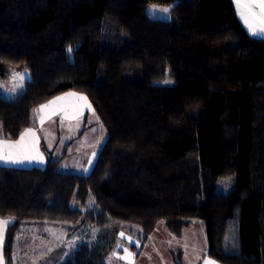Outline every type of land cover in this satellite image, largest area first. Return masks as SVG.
Segmentation results:
<instances>
[{"label": "trees", "instance_id": "16d2710c", "mask_svg": "<svg viewBox=\"0 0 264 264\" xmlns=\"http://www.w3.org/2000/svg\"><path fill=\"white\" fill-rule=\"evenodd\" d=\"M150 3L172 18L151 17ZM0 84L7 139L67 91L86 94L108 132L88 174L61 167L66 151L44 167L0 165V216L14 219L5 264L25 221L102 227L60 264H106L107 226H137L143 247L158 222L178 234L192 219L210 257L264 264V39L232 0H0ZM232 176L228 195L211 187Z\"/></svg>", "mask_w": 264, "mask_h": 264}, {"label": "rangeland", "instance_id": "374dc122", "mask_svg": "<svg viewBox=\"0 0 264 264\" xmlns=\"http://www.w3.org/2000/svg\"><path fill=\"white\" fill-rule=\"evenodd\" d=\"M152 6L163 8L170 5L150 3L147 6L148 13ZM150 16L169 20L172 18V11L168 15L156 12L155 15ZM113 34L106 30L104 44L108 45ZM119 37L124 39L123 33ZM236 41L237 38L232 40L229 46L235 45ZM162 83L170 86L173 82L168 79ZM58 97L62 99L57 100ZM81 97L86 99H80ZM52 101L55 103H50ZM41 105H48V107L39 111ZM40 117H43V123H41ZM28 129H32L34 135H26L24 143L30 146L27 155L35 157V160H25L22 164L31 165L30 167L46 166L43 164L46 159L43 153H46L49 148L54 156L66 151L67 155L62 156L63 159H61V167L82 174L90 172L108 136L107 129L91 101L86 94L79 91H67L40 104L32 111L31 126ZM62 146L64 148L60 151L59 148ZM22 164L12 166L24 167ZM210 182L215 192L228 195L236 183V177H215L214 181L210 179ZM13 220L9 216H0V229L3 225V229L6 230L5 235H7V226ZM30 221H25L22 224V229L17 235L16 240L19 239V244L15 250L13 264H56L66 252H70L79 244L97 242L102 230L100 226L74 224L75 222H39L34 227L32 224L34 222ZM187 223H192L189 228L192 227L193 235L192 233L184 235V238L180 240L169 231L165 221L158 222L143 247L139 242L137 226L121 221L107 226L106 264H177L178 262L199 264L205 245L200 239L204 232L200 228L202 221L192 219L187 220ZM111 228L116 231L112 232ZM133 245L138 247L135 249ZM51 252L54 255L53 261Z\"/></svg>", "mask_w": 264, "mask_h": 264}, {"label": "snow or ice", "instance_id": "6c2138e0", "mask_svg": "<svg viewBox=\"0 0 264 264\" xmlns=\"http://www.w3.org/2000/svg\"><path fill=\"white\" fill-rule=\"evenodd\" d=\"M232 3L234 4L238 15L247 26L250 35L264 39V0H232ZM170 11L171 6L163 8L152 6L149 9V14L155 15L156 12H162L168 15ZM68 51H71V49H68ZM26 77V73L17 72L11 74L10 79L19 80V84L12 90V95H16L19 90L24 88ZM2 87L3 85L0 84V88ZM59 99L62 98L58 97L57 100ZM80 99L86 98L81 97ZM50 103H55V101ZM46 107H48V105H41L39 111H43ZM40 120L41 123H43V117H40ZM29 134H33L32 129H26L24 133H21L20 138L16 141L0 140V163L16 165L24 163L25 160H35V157H29L27 155L30 151V146L24 143L25 136ZM93 155H95V153H93ZM89 163H91V161H89ZM205 264H216V262L209 258L205 261Z\"/></svg>", "mask_w": 264, "mask_h": 264}, {"label": "crops", "instance_id": "0c3cea01", "mask_svg": "<svg viewBox=\"0 0 264 264\" xmlns=\"http://www.w3.org/2000/svg\"><path fill=\"white\" fill-rule=\"evenodd\" d=\"M236 13H237V11H236ZM237 15H238V13H237ZM238 17H239V19H240V21L242 22V24H243V26H244V28L246 29V31L249 33V31H248V29H247V26L244 24V22H243V20L240 18V16L238 15ZM250 34V33H249ZM252 36V35H251ZM257 38H259V37H257ZM25 132V131H24ZM23 132V133H24ZM20 138V137H19ZM18 138V139H19ZM18 139H15V140H12V139H7V138H5L4 136H3V134H2V131H1V129H0V140H7V141H16V140H18ZM63 146L61 147V148H59V150L61 151V150H63ZM99 154V153H98ZM58 155V153L56 154V156ZM62 154H59L57 157H60ZM43 156L46 158L44 161H43V164H46L47 165V163H48V161H49V159H51V158H57L56 156H54L53 154H52V150H50L49 148L47 149V151H46V153H43ZM98 156V155H97ZM65 157V156H64ZM23 158V157H22ZM97 159V158H96ZM96 161V160H95ZM95 163V162H94ZM0 165H8V166H12L13 164H4V163H0ZM22 165H24V167H30L31 165H28V164H22ZM94 165V164H93ZM37 166V165H36ZM38 167H40V166H38ZM41 167H44V166H41ZM93 167V166H92ZM30 222H34V223H32V224H34V227H35V225L36 224H39V222H41V223H45V222H49V221H30ZM3 223V222H2ZM192 223H187V224H184V226H182L181 227V230H180V232L178 233V234H176V233H174V231H172L171 229H170V226H168V223H166V225H167V227H168V229H169V231L170 232H172L173 234H175L180 240H182L184 237V235H188V234H190V233H192V235H193V231H192V227H190L189 228V226L191 225ZM38 226V225H37ZM201 226L202 227H200L201 228V231L203 232L204 230H202V228H203V225H202V223H201ZM7 229H8V226H7ZM186 230H190L189 232H185ZM0 264H5V255H4V244H5V239H6V230H5V228L3 229V225L1 226V229H0ZM149 238H150V236H149ZM149 238H148V240H149ZM200 239H202V242H204V243H202V244H205L204 245V247H203V252H202V254H201V262L199 263V264H205V261L207 260V259H211V260H213V261H215L216 262V264H222L221 262H219V261H217L216 259H214V258H212V257H210L209 255H208V246H207V239H206V235H205V233L203 232L202 233V237L200 238ZM18 242V243H17ZM17 242H16V245H15V249H14V254L16 253L15 252V250H16V248L18 247V244H19V239H17ZM148 242V241H147ZM182 251V250H181ZM51 259H52V261H53V259H54V255L52 254V252H51ZM67 256V252L62 256V258L59 260V261H57L56 262V264H60L62 261H63V259H65V257Z\"/></svg>", "mask_w": 264, "mask_h": 264}]
</instances>
